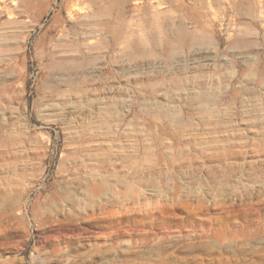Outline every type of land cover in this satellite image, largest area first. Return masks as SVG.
Listing matches in <instances>:
<instances>
[{
    "label": "rangeland",
    "instance_id": "1",
    "mask_svg": "<svg viewBox=\"0 0 264 264\" xmlns=\"http://www.w3.org/2000/svg\"><path fill=\"white\" fill-rule=\"evenodd\" d=\"M0 264H264V0H0Z\"/></svg>",
    "mask_w": 264,
    "mask_h": 264
}]
</instances>
